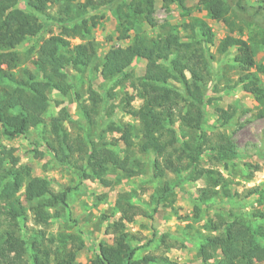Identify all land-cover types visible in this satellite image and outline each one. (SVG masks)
<instances>
[{
  "label": "trees",
  "instance_id": "1",
  "mask_svg": "<svg viewBox=\"0 0 264 264\" xmlns=\"http://www.w3.org/2000/svg\"><path fill=\"white\" fill-rule=\"evenodd\" d=\"M52 1L0 0V139L25 137L31 129L45 124L49 94L55 92L61 97H73L87 130L85 136L70 133L64 126L70 122L68 109L60 107L62 101L55 100V107L60 109L47 121L42 147L54 164L71 171L79 182L92 179L108 187L109 174H116L118 180L146 176L155 185L145 203L151 205L152 214L159 207L172 206L173 190L182 181L205 183L194 199L195 216L200 205L214 207L217 199L233 198L236 194H230L229 187L233 181L221 170L233 173L241 156L231 135L223 130L235 110L214 108V122L208 124L206 119V107L212 103L206 95L217 76L210 66L213 57L207 53V46L213 43L207 24L193 18L166 30L164 36L149 38L137 27L142 22L155 26V0H106L118 22L117 40L130 42L124 47H110L103 54L94 66L103 82V92L89 88L80 101L69 73L80 75L95 62L98 44L90 34L96 24L93 16L87 19L85 14L101 4L86 0L76 7V0H62L56 14L50 15L47 10ZM183 1L159 0L166 10L171 4L182 6ZM194 1L198 11L224 24L229 33L235 27L240 35L243 33L242 27L232 21L239 13H248L240 0L235 3L236 9H231L227 0ZM256 3L254 15L264 13V0ZM49 26L58 28V33L41 40L32 61L34 72H14L19 62L16 49ZM253 29L246 38L226 36L220 42V54L235 49L231 69L237 77L232 82L226 73H221L219 79L224 80L226 88L238 86L263 105L264 88H260L253 70L264 74V64L254 62L256 53L264 50V28ZM74 39L79 42L72 43ZM138 60L144 61V70L140 77H134L130 68ZM219 82L212 86L213 93L219 92ZM126 83L134 95L122 92L119 104H114L117 89ZM135 99L140 101L137 108L131 106ZM118 107L134 120L133 124L113 121ZM258 116L264 117V109ZM111 134L117 138L107 140ZM244 166L258 170L249 164ZM31 172L30 166L19 164L14 149L0 143V264H76V254L83 248L79 234L59 233L49 238H44L41 230H32V236L21 234L27 222L39 227L50 218H59L68 206L70 193L77 189V184L54 189L49 179ZM252 175L250 170L243 177L251 180ZM247 193L256 195V201L264 204V189L253 187ZM134 199V191L117 195L113 211L119 217L105 230L112 241L99 243L88 264H177L164 252L137 256L141 248L132 244L134 237L126 231L125 223L147 214ZM263 222L264 209L246 213L217 210L198 232L197 258L201 264L264 261ZM189 228L190 224H186L185 229ZM167 237L163 234L159 238L165 250L177 243H166ZM183 238L192 242L188 234Z\"/></svg>",
  "mask_w": 264,
  "mask_h": 264
},
{
  "label": "rangeland",
  "instance_id": "2",
  "mask_svg": "<svg viewBox=\"0 0 264 264\" xmlns=\"http://www.w3.org/2000/svg\"><path fill=\"white\" fill-rule=\"evenodd\" d=\"M86 0H76L73 5L76 7L83 4ZM101 4L96 10L89 9L85 14L88 19L94 17L95 27L91 30V40L98 44L97 57L92 66L79 75L75 71H70L73 75L69 81L75 82L74 89L81 95V100L85 99L87 90L92 88L99 94L103 92V82L98 73L94 71V66L99 63L103 54L110 47H124L130 41L117 40L118 22L114 16L113 9L106 0H95ZM237 0H227L231 9H236ZM48 4L47 13L55 15L56 10L62 0H53ZM241 5L248 8V13H239L238 18H233L236 26L242 27V34L235 27L232 34L229 29L222 24L209 19L204 11H198L195 7L194 0H184L183 5L171 4L166 10L161 6L159 0H155V9L152 15L155 22L154 27H150L142 22L138 24L141 30L149 38L164 36L166 30L187 23L193 18H199L204 21L211 29L212 44L207 46V53L213 57L210 62L211 69L217 74L215 83L210 84L206 99L211 98V105L206 107V119L208 124L214 122V108L227 110L232 108L235 114L231 122L224 127L232 140L235 142L239 153L240 160L234 165L233 173L221 172L225 176H230L232 184H230V194H236L233 198L226 197L217 199L214 207L206 208L199 206L200 211L195 216L193 206L196 204L195 198L199 194V189L204 186L203 180L196 182L182 181L179 186L173 190L174 203L171 207H159L155 214L151 213V205H145L150 200L151 194L155 190L154 183L150 182L146 176H136L131 179L120 178L116 174L107 175V179L111 184L104 187L96 180L83 179L80 182L74 178L71 171L58 167L54 164L50 157L44 154L42 141L48 127L47 121L51 115L57 113L60 107L68 109L70 122L64 123L65 128L72 134L80 133L85 136L87 130L83 120L80 117L77 105L73 97H61L55 92L49 94L50 104L47 113L44 116L45 124L38 129H31L25 137H18L12 140L5 138L0 139L1 145L7 149H14V154L19 158V164L31 167L33 176L42 177L51 181L52 187L57 189L59 186H74L77 189L70 193L68 198V206L62 210L59 218H50L46 223L39 227L32 226L30 222L26 223L28 227H22L21 234L32 236V230L43 232L44 238L55 236L59 233H76L82 238L83 248L76 254V264H88L96 252V246L99 243L110 244L112 236L105 232L106 227L112 221L118 219L119 214L113 211L114 202L119 193L134 191L135 203L146 212V216H134L132 222H126V231L134 237L132 244L141 248L137 252V256L142 253H161L164 254L177 264H201L197 258V244L200 243L198 232H202L201 226L207 218L212 217L217 210H232L237 213H246L253 210H263L264 204L256 201V195H249L247 191L253 187L264 189V117H259L264 104L259 105L252 95L244 93L240 87L226 88L224 80L219 79L220 74L226 73V78L234 82L236 80V72L231 69V59L235 53L234 48H229L224 54L218 53V46L226 36L238 38H246L249 36L251 28H264V13L254 15L253 8L257 5L256 0H240ZM20 8L22 5L19 4ZM259 26V27H258ZM179 30L180 27H178ZM253 29V30H254ZM58 33V28L49 26L41 31V33L33 38H27L17 49L19 62L14 72L21 73L22 69H28L34 72L32 61L38 45L42 39L47 38L50 34ZM132 36L133 32H129ZM72 43H78L77 39L71 40ZM256 65L264 64V50H260L254 57ZM130 70L134 77H140L144 70V61L138 60L131 65ZM258 79L260 88H264V74L253 70ZM218 83V93H213L212 86ZM117 95L114 98V104H119L121 93L127 92L130 96L134 95V91L129 87L128 83L122 84L117 89ZM62 101V105L56 108L53 101ZM140 105L139 100L131 102L133 108ZM113 121L117 123L133 124L134 120L125 115L121 111V107L115 109ZM117 138L116 134L107 135V140ZM122 146V145H121ZM40 157V158H39ZM244 164H249L252 168L257 167L258 170L246 168ZM253 172L251 180L244 179L243 175ZM137 198L142 202L139 203ZM186 224H190L191 228L185 229ZM264 227V222L261 223ZM31 228V229H30ZM167 235L166 243L174 240L177 242L174 247L167 250L164 249L160 242V236ZM192 239L191 243L184 240V235ZM155 235V236H154ZM151 240V243H149ZM147 244V245H146ZM146 246V247H145ZM256 264H264V261L254 260ZM211 263V261H210Z\"/></svg>",
  "mask_w": 264,
  "mask_h": 264
}]
</instances>
